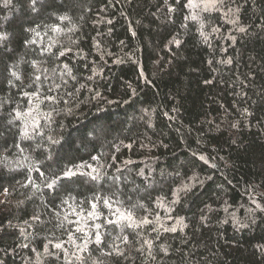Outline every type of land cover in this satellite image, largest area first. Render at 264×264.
Segmentation results:
<instances>
[{
    "label": "trees",
    "instance_id": "1",
    "mask_svg": "<svg viewBox=\"0 0 264 264\" xmlns=\"http://www.w3.org/2000/svg\"><path fill=\"white\" fill-rule=\"evenodd\" d=\"M209 3L0 0V264H264V0Z\"/></svg>",
    "mask_w": 264,
    "mask_h": 264
},
{
    "label": "snow or ice",
    "instance_id": "2",
    "mask_svg": "<svg viewBox=\"0 0 264 264\" xmlns=\"http://www.w3.org/2000/svg\"><path fill=\"white\" fill-rule=\"evenodd\" d=\"M217 2H222V0H210V3L207 5V7H215ZM192 3V0H189V4ZM171 11V9H169ZM195 18V17H193ZM62 19H67V17H62ZM239 31L243 32L244 29L240 28ZM72 173L70 172H66L65 175H71ZM56 247H60L59 245H57Z\"/></svg>",
    "mask_w": 264,
    "mask_h": 264
}]
</instances>
